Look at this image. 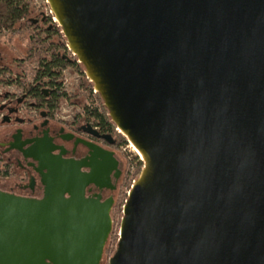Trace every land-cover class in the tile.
I'll list each match as a JSON object with an SVG mask.
<instances>
[{
  "label": "water",
  "instance_id": "water-1",
  "mask_svg": "<svg viewBox=\"0 0 264 264\" xmlns=\"http://www.w3.org/2000/svg\"><path fill=\"white\" fill-rule=\"evenodd\" d=\"M46 3L142 163L108 264H264V0ZM83 143L34 156L41 198L0 191V264H100L112 198L85 188L116 159Z\"/></svg>",
  "mask_w": 264,
  "mask_h": 264
},
{
  "label": "flooded vegetation",
  "instance_id": "flooded-vegetation-1",
  "mask_svg": "<svg viewBox=\"0 0 264 264\" xmlns=\"http://www.w3.org/2000/svg\"><path fill=\"white\" fill-rule=\"evenodd\" d=\"M3 34L5 38L0 41V191L41 198L44 194L41 174L47 173V169H41L34 156L48 152L64 160H80L90 156V148L83 143L86 142L112 152L116 159L106 186L89 184L85 188V196L99 193L101 201L112 198V219L125 174L118 151L122 141L110 118L106 123L95 120L90 106H84L81 113L74 114L73 110L64 113L63 103L74 108V95L62 87L63 71L66 66L78 62L68 50L61 29L50 16L33 13L20 19L17 31L5 30ZM3 34L0 31V36ZM16 36H27L25 42L17 40L18 51L23 56L42 52L43 55L37 57V69L43 63L50 72L44 66L39 78L36 69L31 79H13L15 63L18 66L27 60L23 56L17 60L14 54L12 47ZM52 70L55 73L52 74ZM91 129L95 133H90ZM81 170L87 172L89 168L81 167Z\"/></svg>",
  "mask_w": 264,
  "mask_h": 264
},
{
  "label": "rangeland",
  "instance_id": "rangeland-1",
  "mask_svg": "<svg viewBox=\"0 0 264 264\" xmlns=\"http://www.w3.org/2000/svg\"><path fill=\"white\" fill-rule=\"evenodd\" d=\"M30 7L32 9V13H42L47 16L51 17V13H49V7L48 4L46 3V0H28ZM52 20V18H51ZM53 21V20H52ZM54 22V21H53ZM60 28V27H59ZM61 29V28H60ZM2 34L4 33V29L1 30ZM4 36H0V41H3L5 38ZM63 35V34H62ZM24 37H15L16 42L13 45V51L14 54L17 57H22L23 54L22 52L18 51L17 47H20L17 45V40L21 43L22 41L25 42ZM65 40V37H64ZM42 52H37V54H31L27 60L24 63H21L20 65H14V74H16L15 80H19V77H22L23 79H31L33 74L35 73L37 69V63H38V58L39 56H42ZM84 68L80 63H75L72 66H66L63 71V85L62 87L68 92L69 94L74 95V108H71L68 103H63V108H64V113L68 114L70 113L71 110L74 111V114L76 112H83V107L84 106H90L91 107H99L100 110L102 111L104 107L102 99L97 93H94L92 90V85L90 81L85 77V74L83 72ZM23 74V75H22ZM91 88L92 92L89 91ZM103 107V108H102ZM109 118V117H108ZM120 139L123 137L120 133H118ZM125 139V138H124ZM126 142V140L122 142V144ZM118 151L121 155L122 161L124 163V171L125 174L122 177L121 181V187H120V196L119 200L115 206V208L112 210V229H111V239H109L108 243V249L112 251H106L103 254V260L102 264H108V258L113 254L116 243H117V238L118 234L117 231H119V226H120V220L122 217V204L124 203L127 192L130 188V185L132 181L137 177L138 175V166L142 165L141 159L138 156V159L140 163L136 162L133 158V155L135 153H132L133 151H129L128 148H123L121 147L118 148ZM136 157V156H135ZM141 168V167H140ZM140 171V170H139Z\"/></svg>",
  "mask_w": 264,
  "mask_h": 264
},
{
  "label": "trees",
  "instance_id": "trees-1",
  "mask_svg": "<svg viewBox=\"0 0 264 264\" xmlns=\"http://www.w3.org/2000/svg\"><path fill=\"white\" fill-rule=\"evenodd\" d=\"M32 9L30 7L29 1L28 0H0V31L2 29L4 30H11V31H17L20 23L21 18H27L29 15H31ZM38 45V43H36ZM39 53V52H38ZM31 54H26L22 58H28ZM21 58V60H22ZM17 60L19 58L17 57ZM16 60V61H17ZM45 65L43 63H40L39 68L36 71V76L37 78L40 77V74L43 72V68ZM45 70L50 72V68H47L45 66ZM52 74L55 73L53 70L51 71ZM90 92H92L91 88L89 89ZM93 93V92H92ZM100 106L98 107H91L90 109L92 110V116L94 117L95 120H99L101 122L106 123V119L109 117L108 113L107 116L105 115L107 112L106 108H103L101 111ZM121 141H125L124 137H121ZM140 165L138 166V172L140 170ZM111 233L109 234L106 243L103 248V254L107 250L110 252L112 250L108 249V243L109 239H111ZM103 254L101 258L100 264H102L103 260Z\"/></svg>",
  "mask_w": 264,
  "mask_h": 264
},
{
  "label": "built area",
  "instance_id": "built-area-1",
  "mask_svg": "<svg viewBox=\"0 0 264 264\" xmlns=\"http://www.w3.org/2000/svg\"><path fill=\"white\" fill-rule=\"evenodd\" d=\"M49 13H50V11H49ZM15 77H16V74H14V72H13V79L15 80ZM122 146H123V148L125 149V148H128L129 149V151H133V149L131 148V146H130V144L129 143H126V142H124L123 144H121ZM132 153H135L134 155H133V158H134V160L136 159H138V154L136 153V152H132ZM136 156V157H135ZM135 160V161H136ZM136 162H138V163H140L139 162V160H137ZM117 234H118V231H117Z\"/></svg>",
  "mask_w": 264,
  "mask_h": 264
},
{
  "label": "bare ground",
  "instance_id": "bare-ground-1",
  "mask_svg": "<svg viewBox=\"0 0 264 264\" xmlns=\"http://www.w3.org/2000/svg\"><path fill=\"white\" fill-rule=\"evenodd\" d=\"M128 143L130 144V146H131V148L133 149V151L136 152V153L139 155V152H138V150L136 149V147L133 146L130 142H128Z\"/></svg>",
  "mask_w": 264,
  "mask_h": 264
}]
</instances>
